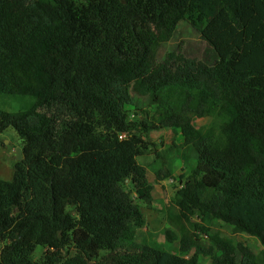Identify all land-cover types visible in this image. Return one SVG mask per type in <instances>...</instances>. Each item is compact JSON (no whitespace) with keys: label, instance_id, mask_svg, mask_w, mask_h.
Segmentation results:
<instances>
[{"label":"trees","instance_id":"1","mask_svg":"<svg viewBox=\"0 0 264 264\" xmlns=\"http://www.w3.org/2000/svg\"><path fill=\"white\" fill-rule=\"evenodd\" d=\"M180 21L212 63L180 50L158 59ZM0 94L32 99L0 109V131L22 143L12 179H0V264H237L232 241L194 215L264 248V0H0ZM133 94L156 105L150 126L128 120ZM211 114L225 119L218 129L194 126ZM166 127L185 148L168 218L210 238L194 234L180 254L137 242L130 228L154 201L138 161L143 132Z\"/></svg>","mask_w":264,"mask_h":264},{"label":"rangeland","instance_id":"2","mask_svg":"<svg viewBox=\"0 0 264 264\" xmlns=\"http://www.w3.org/2000/svg\"><path fill=\"white\" fill-rule=\"evenodd\" d=\"M180 50L192 56L204 59L208 63H212L214 55L211 49L201 41L199 33L188 22L180 21L173 33L172 38L163 43L157 53L160 61L164 60L170 52ZM134 104L127 106L129 121H142L148 126L156 120V105L150 104L147 97H139L133 94ZM32 99L28 97H19L15 95L0 94V109L6 111H17L26 108ZM223 117H218L215 114L202 117H193L195 127L205 129L214 127L218 129L219 125L224 122ZM143 137L148 141V149L144 155L138 157V161L147 169V175L153 185V204L149 208L140 203L143 213V220L137 223L134 220L130 223V228L133 232L134 239L137 242L148 245L157 249H166L177 254L180 251L188 248L185 240H192L194 234L202 244H209L210 238L200 227L191 224H185L181 230L178 225L168 218L169 214H176L177 208L173 205V197L178 187V175L182 172L183 164L181 159L185 153V148L182 146L183 137L178 128H148L143 132ZM22 143L15 131L8 127L0 131V179L11 180L16 162V151L20 149ZM170 170L173 176L162 181H157L155 173L160 170ZM128 186V183L126 185ZM191 223H196L213 235L214 233L223 238L229 239L236 247L235 257L239 264L241 257H246L250 260H261L264 257L263 246L259 241L250 235L236 232L233 228L222 221L212 220L209 223L201 224L199 215H194ZM167 230L173 231L177 235V240L173 243H168L165 238ZM46 248L36 246L32 255L33 260L41 261ZM193 251L190 250L189 255ZM199 264H210V259L207 256H198ZM259 262V264H261Z\"/></svg>","mask_w":264,"mask_h":264},{"label":"water","instance_id":"3","mask_svg":"<svg viewBox=\"0 0 264 264\" xmlns=\"http://www.w3.org/2000/svg\"><path fill=\"white\" fill-rule=\"evenodd\" d=\"M16 159L17 160L21 159V150L20 149H17V151H16Z\"/></svg>","mask_w":264,"mask_h":264},{"label":"built area","instance_id":"4","mask_svg":"<svg viewBox=\"0 0 264 264\" xmlns=\"http://www.w3.org/2000/svg\"><path fill=\"white\" fill-rule=\"evenodd\" d=\"M124 136H125L124 134H121L119 137H120V138H123Z\"/></svg>","mask_w":264,"mask_h":264},{"label":"crops","instance_id":"5","mask_svg":"<svg viewBox=\"0 0 264 264\" xmlns=\"http://www.w3.org/2000/svg\"><path fill=\"white\" fill-rule=\"evenodd\" d=\"M149 179V178H148Z\"/></svg>","mask_w":264,"mask_h":264}]
</instances>
